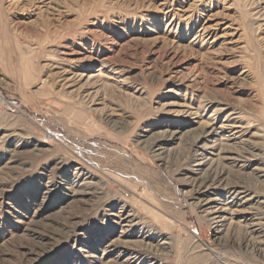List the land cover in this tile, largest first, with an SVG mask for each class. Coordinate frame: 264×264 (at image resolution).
Wrapping results in <instances>:
<instances>
[{
    "label": "rangeland",
    "instance_id": "1",
    "mask_svg": "<svg viewBox=\"0 0 264 264\" xmlns=\"http://www.w3.org/2000/svg\"><path fill=\"white\" fill-rule=\"evenodd\" d=\"M0 264H264V0H0Z\"/></svg>",
    "mask_w": 264,
    "mask_h": 264
},
{
    "label": "bare ground",
    "instance_id": "2",
    "mask_svg": "<svg viewBox=\"0 0 264 264\" xmlns=\"http://www.w3.org/2000/svg\"><path fill=\"white\" fill-rule=\"evenodd\" d=\"M209 177H210V176H209ZM212 212H213V211H212ZM208 213H209V212H208ZM215 214H219V213L216 212ZM210 215H211V214H210ZM214 217H215V216H214ZM215 218H216V217H215ZM217 218H221V217L219 216V217H217ZM223 218H224V216H223Z\"/></svg>",
    "mask_w": 264,
    "mask_h": 264
}]
</instances>
